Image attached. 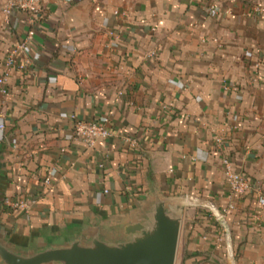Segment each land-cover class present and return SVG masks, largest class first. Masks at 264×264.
<instances>
[{
  "label": "crops",
  "instance_id": "1",
  "mask_svg": "<svg viewBox=\"0 0 264 264\" xmlns=\"http://www.w3.org/2000/svg\"><path fill=\"white\" fill-rule=\"evenodd\" d=\"M5 3L0 76L34 35L0 93V239L116 235L165 199L177 264H264V208L252 191L224 212L222 163L264 182V0H41L33 23ZM103 118L94 147L74 137ZM17 197L27 211L5 205Z\"/></svg>",
  "mask_w": 264,
  "mask_h": 264
},
{
  "label": "water",
  "instance_id": "2",
  "mask_svg": "<svg viewBox=\"0 0 264 264\" xmlns=\"http://www.w3.org/2000/svg\"><path fill=\"white\" fill-rule=\"evenodd\" d=\"M181 211L155 199L142 217L121 233L87 238L66 237L31 252L18 251L0 239L1 264H177Z\"/></svg>",
  "mask_w": 264,
  "mask_h": 264
},
{
  "label": "built area",
  "instance_id": "3",
  "mask_svg": "<svg viewBox=\"0 0 264 264\" xmlns=\"http://www.w3.org/2000/svg\"><path fill=\"white\" fill-rule=\"evenodd\" d=\"M13 9L23 12L28 15L29 22L33 23V18L41 12V0H6L5 6L2 9L4 14H9ZM210 12L212 14L217 13V9L214 5H211ZM256 13H264V7H257ZM34 31H30L26 40L13 49L5 62V71L0 76V93L7 94L5 82L9 76L11 66L13 65V57L18 52L25 48L28 42L32 39ZM109 119L103 118L98 121H82L76 120L73 125L74 137L85 143L89 147H94L99 139H105L110 136V130L108 128ZM0 129H4L3 125H0ZM218 142H221L219 139ZM224 175L227 179V185L229 189V202L224 212H232L236 209L235 199H242L252 191L255 192L258 202L261 208H264V182L259 185L254 183L244 174L234 170L230 159H222ZM50 182V177H46L45 183ZM5 205L10 209H22L27 211L29 209L28 201L23 197L6 199Z\"/></svg>",
  "mask_w": 264,
  "mask_h": 264
},
{
  "label": "rangeland",
  "instance_id": "4",
  "mask_svg": "<svg viewBox=\"0 0 264 264\" xmlns=\"http://www.w3.org/2000/svg\"><path fill=\"white\" fill-rule=\"evenodd\" d=\"M179 257H180V254H179ZM180 262V259L178 258V263Z\"/></svg>",
  "mask_w": 264,
  "mask_h": 264
},
{
  "label": "trees",
  "instance_id": "5",
  "mask_svg": "<svg viewBox=\"0 0 264 264\" xmlns=\"http://www.w3.org/2000/svg\"><path fill=\"white\" fill-rule=\"evenodd\" d=\"M185 261H186V260H184V263H183V264H188V263H186L187 261H186V262H185Z\"/></svg>",
  "mask_w": 264,
  "mask_h": 264
}]
</instances>
